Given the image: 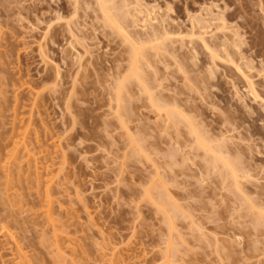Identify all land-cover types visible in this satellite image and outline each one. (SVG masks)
I'll use <instances>...</instances> for the list:
<instances>
[{
  "label": "rangeland",
  "instance_id": "1",
  "mask_svg": "<svg viewBox=\"0 0 264 264\" xmlns=\"http://www.w3.org/2000/svg\"><path fill=\"white\" fill-rule=\"evenodd\" d=\"M75 1L0 0V264H264V105L191 36L212 12L200 31L213 47L235 40V62L254 65L262 91L263 0H142L147 13L124 24L149 44L140 64L155 96L136 79L119 95L132 44L105 27L95 0ZM188 120L242 158H230L244 169L240 188L212 167Z\"/></svg>",
  "mask_w": 264,
  "mask_h": 264
},
{
  "label": "bare ground",
  "instance_id": "2",
  "mask_svg": "<svg viewBox=\"0 0 264 264\" xmlns=\"http://www.w3.org/2000/svg\"><path fill=\"white\" fill-rule=\"evenodd\" d=\"M77 1V0H76ZM75 1V2H76ZM88 2H90L89 0H87ZM92 1V0H91ZM141 1L142 0H134V1H132V0H124L123 1V4H122V6L121 7H119L118 6V4H117V6H116V3H114V1H112V0H95V2H96V5H97V7H95V8H98V10L101 12V14H102V18H103V21H104V25H105V27H108V28H110L112 31H114L115 33H117L118 35H120V36H122L123 38H124V40H126L127 42H129L130 44H132L131 45V47H132V55L131 54H129L130 55V57L131 58H129V59H131L132 60V62H131V67H130V71H127V72H129V74H128V76H126L125 77V79L124 78H122L123 79V81L117 86L118 87V91H119V95L120 94H122V91L124 90L125 91V85H124V83L125 84H128L130 81L129 80H132V79H136V81H138L139 82V86L141 85H143V90L145 91V92H149L150 93V90L151 89H149L148 88V86L146 85V82H147V80L145 81L144 79L145 78H143L144 76L143 75H145V71H143L142 72V67H141V64H140V61L141 60H143V61H145L144 59H142V56L146 53L145 52V50H147V49H145L144 51H143V49L146 47V45H149V44H145V47L142 45V47H144V48H141L140 46L141 45H139V46H137L138 44H141V43H137L136 44V40L134 41V36H133V34L128 30V28H127V26H125V24H124V22H125V20H129V19H127V18H130L129 17V15H135V14H142V13H147V11L148 10H144V8H146V7H144V5L143 4H141ZM94 2V3H95ZM148 2V1H147ZM263 2V4H264V0L263 1H261V3ZM79 3V2H78ZM84 3V2H83ZM76 4H77V2H76ZM75 4V7L77 6ZM86 4H87V2H86ZM90 4V3H89ZM89 4H87V5H85V6H89ZM120 4V3H119ZM134 4V5H133ZM145 4V3H144ZM260 4V3H259ZM262 4V5H263ZM143 5V6H142ZM214 5V4H213ZM261 5V4H260ZM94 6V5H93ZM215 6H217V5H215ZM264 6V5H263ZM144 7V8H143ZM208 7V6H207ZM211 7V6H210ZM226 7V6H225ZM91 8V7H90ZM261 8V7H260ZM263 8V7H262ZM87 9H89V8H87ZM149 9H150V7H149ZM208 9L209 10H211L210 8H207L206 10L208 11ZM116 10H119V11H116ZM132 10H133V14H132ZM218 10H220V9H218ZM264 10V9H263ZM77 9H76V11H75V13L74 14H77ZM146 11V12H145ZM201 11V10H200ZM256 11V10H255ZM152 12V11H151ZM210 11H208V14H210L209 16L210 17H204V16H197L196 17V21H193V22H195L194 24H193V29H194V31H193V33L191 34V36H197L196 38L197 39H199V41L201 42V44L203 45V47L209 52V55H210V59H211V61H212V64L215 66V67H217L218 66V64H219V62H222V63H224V64H226L227 66H235L234 68H236L235 69V71L237 70V75L239 74L240 76V78L239 77H237V79L236 80H238V78L240 79L239 81H243V83L244 84H242L241 82H239V84H242V85H245V87H246V89H247V91H248V93L250 94V95H248V96H251V98L253 99L254 98V100H259V101H261L262 102V104L264 105V95H263V92H264V90H262V91H260L257 87V81L255 82L254 81V78H255V75H253V72H252V70L255 68L254 67V65H252V63L250 62V63H244L243 65L242 64H240V62H241V60H240V62L237 64L236 62H235V59H234V57H233V52H235L236 50L237 51H239V47H241L240 45H238L237 44V42H235V40H234V43L232 44V46L231 47H229L228 45H226V44H224V45H217L216 43H215V45H214V47L209 43V41L207 40V38L205 37V33L204 32H202V31H200V30H202V29H204V28H206L205 27V25H206V23L208 24V22L209 23H211L212 21H215V19L213 18V19H211L212 18V16H214L215 17V15L212 13V12H210ZM59 13V12H58ZM56 14H57V11H56ZM150 13L148 12V14H147V19H149V21L150 22H153V21H151V20H153V19H151V17H149L150 15H149ZM198 14V13H197ZM207 14V15H208ZM218 14H220V13H218ZM224 14V13H223ZM57 15H59V14H57ZM61 15H62V13H61ZM87 15V14H86ZM89 15V14H88ZM166 15V14H165ZM212 15V16H211ZM63 16V15H62ZM141 17H142V15H140ZM194 16H196V15H194ZM97 17V16H96ZM132 17H135V16H132ZM217 17H219V16H217ZM70 19H71V17H69ZM87 18V17H86ZM145 18V17H144ZM153 18V17H152ZM168 18V17H167ZM209 18V19H208ZM216 18V17H215ZM61 19V17L59 16V20ZM65 19V18H64ZM136 19V18H135ZM151 19V20H150ZM160 19V18H159ZM223 20L221 21V24H219V25H217V29L219 30V28H220V30L221 29H227L228 28V26H227V22H226V20H224V18H222ZM68 20V19H67ZM72 20V19H71ZM88 20V19H87ZM133 20V19H132ZM144 20V19H143ZM158 20V19H157ZM219 20H221V18H219ZM95 21H96V19H95ZM137 21V20H136ZM190 21H191V19H190ZM71 22V21H70ZM126 22H128V21H126ZM134 22V21H133ZM139 22H142V21H139ZM139 22H137L136 24H138ZM144 22V21H143ZM149 22V23H150ZM156 22V21H155ZM59 23V22H58ZM61 23H62V21H61ZM65 23V22H64ZM76 23V22H75ZM99 23V22H98ZM147 23H148V21H147ZM154 23V22H153ZM131 24V23H130ZM154 24H156V23H154ZM159 24V23H158ZM215 24V23H214ZM216 24H218V23H216ZM229 24V23H228ZM58 25H60V24H58ZM57 25V26H58ZM72 25V24H71ZM87 25H89V24H87ZM91 25V24H90ZM126 25H128V24H126ZM135 25V24H134ZM151 25V24H150ZM153 25V24H152ZM53 26V25H52ZM149 26V25H148ZM67 27H68V30L70 31V33H72L73 34V29L70 27V23H68L67 24ZM67 27H66V29H67ZM85 27V26H84ZM133 27V26H132ZM140 27V26H139ZM152 27H154V26H152ZM156 27V26H155ZM215 27V26H214ZM129 28L131 29V27L129 26ZM138 28V27H137ZM158 28V27H157ZM160 28V27H159ZM213 28V27H212ZM51 29V25L50 26H48L47 27V32L49 33V30ZM65 29V28H64ZM63 29V30H64ZM76 29V28H75ZM83 29H85V28H83ZM136 29V28H135ZM140 29V28H139ZM145 29V31L146 30H148L146 27L144 28ZM156 29V28H155ZM197 29V30H196ZM54 30V29H53ZM81 30V29H80ZM79 30V31H80ZM153 30V29H152ZM195 30H196V32H198V33H196L195 32ZM205 30H207V29H205ZM209 30V29H208ZM222 30V31H223ZM231 30V29H230ZM52 31V30H51ZM67 31V30H66ZM68 31V32H69ZM90 31V30H89ZM136 31H138V30H136ZM156 31H159V29L158 30H156ZM190 31V30H189ZM210 31V30H209ZM227 31V30H226ZM81 32H82V30H81ZM80 32V33H81ZM84 32V31H83ZM160 32V31H159ZM159 32H157V33H159ZM186 32V31H185ZM192 32V31H191ZM216 32V31H215ZM218 32H221V31H218ZM225 32V31H224ZM231 32V31H230ZM60 33V30L57 32V34H59ZM69 33V34H70ZM134 33V32H133ZM174 33H175V31H174ZM178 34V33H177ZM188 34V33H187ZM209 34H213V33H209ZM227 35H228V33H226ZM238 34H240V33H238ZM238 34H236V36H238L239 37V35ZM45 35H46V33H45ZM67 35V34H66ZM81 35V34H80ZM106 35V34H105ZM156 35V34H155ZM162 35V34H161ZM169 35V33L167 32V34H166V37H168V39H170V36H168ZM49 36V35H48ZM56 36V35H55ZM74 36V35H73ZM119 36V37H120ZM179 36V35H178ZM185 36V35H184ZM222 36V35H221ZM53 37H54V35H53ZM77 37V36H76ZM145 37V36H144ZM147 37V36H146ZM149 37V36H148ZM157 38H154V39H152V40H154L155 41V43H156V40L155 39H157L158 40V36H156ZM44 38V37H43ZM42 38V39H43ZM47 38V37H46ZM49 38V37H48ZM75 38V37H74ZM84 38V37H83ZM176 38V37H175ZM180 38H182V37H180ZM180 38H178V39H180ZM223 38V37H222ZM89 39V38H88ZM92 39V38H91ZM140 39V38H139ZM151 39V38H150ZM177 39V40H178ZM223 39H226L227 41H229L230 40V38L229 37H225V38H223ZM223 39H221V40H223ZM236 39V38H235ZM239 39V38H238ZM46 40H48V39H46ZM69 40H72L71 38L69 39ZM68 40V41H69ZM93 40V39H92ZM143 40V39H142ZM141 40V41H142ZM151 40V43H152V45H154L153 43V41ZM160 40H162V39H159V43H157L156 45L157 46H159V45H163V43L164 42H166L165 40H167V38H164L163 39V42L161 41L160 42ZM183 40V39H182ZM193 40V39H192ZM84 41V40H83ZM86 41V40H85ZM90 41V40H89ZM148 41H150L149 39H148ZM148 41H145V43L146 42H148ZM180 41V40H179ZM190 41H191V39H190ZM198 41V42H199ZM218 40H216V42H217ZM70 42V41H69ZM68 42V43H69ZM73 42V41H72ZM72 42H70V45H73L74 46V44H71ZM112 42V41H111ZM127 42H125V43H127ZM195 42V41H194ZM78 44H79V42H77ZM86 43V42H85ZM84 43V44H85ZM92 43V42H91ZM161 43V44H160ZM167 43V42H166ZM191 43H192V41H191ZM214 43V42H213ZM227 43H229V42H227ZM242 43V42H241ZM240 43V44H241ZM124 44V43H123ZM142 44H144V43H142ZM151 45V44H150ZM155 45V46H156ZM183 45V44H182ZM68 46V45H67ZM72 46V47H73ZM155 46H153L154 48H155ZM166 46V45H165ZM219 46H220V49L222 50V51H219ZM43 46L41 45V48H42ZM45 47H46V45H45ZM77 47V46H76ZM191 47H192V45H191ZM47 48V47H46ZM81 48V47H80ZM91 48V47H90ZM149 48H151V47H149ZM161 48V47H160ZM160 48L158 49L157 48V50H160ZM163 48H165L164 47V45L162 46V49ZM42 49H44V48H42ZM156 49V48H155ZM169 49V48H168ZM167 49V50H168ZM179 49V48H178ZM48 50V49H47ZM163 50H166V49H163ZM43 51V50H42ZM46 51V50H45ZM72 51V50H71ZM80 51V50H79ZM90 51H92V50H90ZM174 51H176V50H174ZM236 51V52H237ZM241 51V50H240ZM88 51H86V53H87ZM149 52V51H148ZM170 52H172V51H170ZM178 52V51H177ZM194 52H195V50H194ZM235 52V53H236ZM77 53V52H76ZM86 53H85V55H86ZM128 53V52H127ZM155 53V52H154ZM153 53V54H154ZM160 53H161V51H160ZM166 53H169L168 51H166ZM180 53V52H179ZM91 54V53H90ZM156 54V53H155ZM162 55H163V53H161ZM170 55H172L173 54V52L172 53H169ZM169 54H166V55H169ZM178 54V53H177ZM192 54H195V53H192ZM191 54V55H192ZM78 55H83V54H79L78 53ZM157 55V54H156ZM176 55V54H175ZM175 55H173L174 57H175ZM178 55H180V54H178ZM48 56V55H47ZM46 56V57H47ZM153 56H155V55H153ZM195 56V55H194ZM198 56V55H197ZM237 56H239V53H238V55ZM44 57H45V53H44ZM76 57V56H75ZM85 57V56H84ZM144 57H145V55H144ZM152 57V56H151ZM157 57V56H156ZM164 56H162V58H163ZM181 58H182V56H180ZM48 58V57H47ZM80 58V57H79ZM83 58V57H82ZM81 58V60H83ZM120 58V57H119ZM157 58H159L160 59V57L158 56ZM243 57H241V59H242ZM70 59V58H69ZM78 59V58H77ZM122 59V58H121ZM169 59V58H168ZM178 58H176L175 60H177ZM246 59V58H245ZM249 59V58H248ZM166 60V59H165ZM164 60V61H165ZM130 61V60H129ZM146 61H148V59H146ZM182 61V60H181ZM262 61V60H261ZM74 62H76V61H74ZM118 62H120V61H118ZM158 62V61H157ZM160 63V62H159ZM175 63H177V62H175ZM178 63H180V62H178ZM185 63V62H184ZM209 63H211V62H209ZM77 64H79L78 62H77ZM76 64V65H77ZM158 64V63H157ZM181 64V63H180ZM180 64H178V65H180ZM183 64V63H182ZM195 64V63H194ZM263 64V63H262ZM186 65V64H185ZM260 65V64H259ZM116 66V65H115ZM121 66V65H120ZM150 67H152L151 65H149ZM157 66H159V65H157ZM193 66V65H192ZM192 66H190V67H192ZM214 66H212V67H214ZM230 66V67H231ZM60 67V66H59ZM143 67H145V66H143ZM181 67V66H180ZM186 67V66H185ZM224 67V66H223ZM145 68H147V67H145ZM165 68V67H164ZM168 68L170 69V67L168 66ZM178 68V67H177ZM186 68H188L187 70H190V68L189 67H186ZM263 68V67H262ZM55 69V68H54ZM156 69V68H155ZM168 69V71H170ZM195 70V69H194ZM219 70V69H218ZM55 71V70H54ZM60 71V70H59ZM58 71V72H59ZM81 71V70H80ZM157 71H158V69H157ZM258 71H264V69H259ZM79 72V71H78ZM119 72V71H118ZM172 72V71H171ZM183 72V71H182ZM188 72H190V71H188ZM257 72V71H256ZM62 73V72H61ZM60 73V74H61ZM144 73V74H143ZM148 73V72H147ZM155 73H159V72H155ZM174 73V72H173ZM124 74H127V73H124ZM175 74H177V73H175ZM182 74H184V73H182ZM193 74V73H192ZM264 75L263 73H259V78L262 76V75ZM79 75V74H78ZM168 75V74H167ZM203 75V74H202ZM235 75V74H234ZM150 76H151V73H150ZM160 76V75H159ZM186 75H184V77H185ZM60 77V76H59ZM76 77V76H75ZM149 77V76H148ZM155 77H156V75H155ZM166 77V76H165ZM187 77V76H186ZM188 77L190 78V76L188 75ZM225 77V76H224ZM264 77V76H263ZM78 78V77H77ZM158 77H156L155 79H157ZM177 78V77H176ZM196 78L197 77H195L194 78V80H196ZM236 78V77H235ZM55 79V78H54ZM264 79V78H263ZM149 80V79H148ZM166 80V79H165ZM186 80H188V79H186ZM78 81V80H77ZM76 81V82H77ZM158 81V80H157ZM232 81V80H231ZM262 81V80H261ZM113 82V81H112ZM170 82V81H169ZM188 82L190 83V81L188 80ZM237 82V81H236ZM194 83V82H193ZM193 83L192 84H189L188 86H191V85H193ZM233 83V87L235 86L236 88H237V86L236 85H238L237 83H234V82H232ZM153 84V83H152ZM162 84V83H161ZM262 85H263V87H264V83H262ZM156 86H157V84H156ZM174 86V85H173ZM74 87H75V85H74ZM192 87H194V86H192ZM205 87V86H204ZM203 87V88H204ZM127 88V87H126ZM142 88V87H141ZM158 89H159V86L157 87ZM174 88V87H173ZM186 88V87H185ZM205 88H207V87H205ZM236 88H235V90H236ZM239 88V87H238ZM260 88V87H259ZM157 89V90H158ZM196 89H197V87H196ZM211 89V88H210ZM261 89H263V88H261ZM122 90V91H121ZM156 89L154 90V92L156 93V91H157ZM170 90V89H169ZM152 91V90H151ZM192 91V90H191ZM116 92H117V90H116ZM121 92V93H120ZM128 92V91H127ZM140 92V91H139ZM172 92V91H171ZM171 92H169V93H171ZM194 92V91H193ZM196 93H197V91H195ZM238 92V91H237ZM177 93V92H176ZM175 93V94H176ZM198 93H200L199 91H198ZM141 94H142V92H141ZM148 94V93H147ZM151 94V93H150ZM237 94H239V92L237 93ZM119 95H117L118 97H119ZM123 95V94H122ZM120 96V99L122 100L123 98H121V97H123V96ZM149 95V94H148ZM154 96H155V94H153ZM152 94L150 95V96H153ZM127 96V95H126ZM141 96V95H140ZM207 96V95H206ZM253 96V97H252ZM244 97V96H243ZM246 97V96H245ZM127 98V97H126ZM129 98V97H128ZM171 98V97H170ZM237 98H239V97H237ZM132 99V98H131ZM157 99L158 98H155V100L154 101H157ZM242 99V98H241ZM244 99V98H243ZM160 100V99H159ZM128 101V100H127ZM173 101V100H172ZM246 101V100H245ZM258 101V103H260ZM159 102V101H158ZM174 102V101H173ZM121 103V102H120ZM161 104V103H160ZM159 103H157L156 102V105L159 107V108H161V109H163L162 108V106L163 105H160ZM162 104H164V103H162ZM243 104V103H242ZM261 104V103H260ZM122 105H124V104H122ZM133 105V104H132ZM176 105V104H175ZM263 105H261V106H263ZM120 105H118V107H119ZM153 106H155V105H153ZM152 106V107H153ZM171 107V106H170ZM169 107V108H170ZM122 108V107H121ZM154 108H156V107H154ZM178 108V107H177ZM176 108V109H177ZM264 108V107H263ZM118 110H121V109H118ZM160 110V109H159ZM180 110V109H179ZM123 111V110H122ZM132 112V111H131ZM130 112V113H131ZM182 112H184V111H182L181 110V112L180 113H182ZM120 113V112H119ZM175 113H176V116L179 118L180 117V119L179 120H181L182 119V114H177V112L176 111H170V112H168V114H169V116L168 117H170L168 120H172V119H174V118H177V117H175ZM120 115V114H119ZM161 115V114H160ZM159 115V116H160ZM166 115V114H165ZM224 115V114H223ZM122 116V115H121ZM121 116H119V117H121ZM162 116V115H161ZM185 116H186V112H185ZM124 117V116H123ZM130 118V117H129ZM162 118V117H161ZM177 118V119H178ZM121 119V118H120ZM164 119V118H163ZM177 119H174L173 121H175V120H177ZM244 119V118H243ZM167 120V119H166ZM183 120V119H182ZM227 120V119H226ZM123 121V120H122ZM240 122V121H239ZM122 123V122H121ZM164 123H166V122H164ZM177 123H179V122H177ZM228 123V122H227ZM123 124V123H122ZM188 126H190V128H191V133L193 134V136L195 135V137H196V142H197V144H198V146H199V148H201V149H203L204 151H205V153L206 154H211L212 155V159L210 160L211 162H212V167L214 168V169H218L219 171V174H222L224 177L225 176H230V177H232L233 178V181H234V186L237 188V187H241V185H243L240 181L241 180H239V179H242L243 177H241L240 176V172L242 171V172H244V169L243 170H239L238 169V167H236V165H235V162H232V160H230V158L231 159H233V160H236V159H238L239 157H237L236 158V156L235 157H233L232 155V157H230V158H228V155H230V153H231V151H229V149L226 151V149H224L223 147H224V145H222L221 146V144L220 143H218V145L216 146V145H213L214 143H212L211 142V140H212V138H211V140H210V138H208V136L207 135H201V133H200V130L197 128V125H195L196 126V128H195V126H193V121L191 120H188ZM237 124V123H236ZM124 125H127V124H124ZM123 125V126H124ZM170 125V124H169ZM233 125H234V123H233ZM181 126V125H180ZM231 126V125H230ZM229 126V127H230ZM222 127H224V126H222ZM126 128V127H125ZM165 128V127H164ZM171 128V127H170ZM172 128H174V126L172 127ZM126 129H128V128H126ZM227 131V130H226ZM232 131V130H231ZM179 135V134H178ZM233 135V134H232ZM131 136V135H130ZM133 136V135H132ZM181 136V135H180ZM179 136V137H180ZM205 136H207V137H205ZM228 136H230V135H228ZM234 136V135H233ZM133 137H135V136H133ZM139 137V136H138ZM223 137V136H222ZM214 138V137H213ZM224 138H227V137H224ZM223 138V139H224ZM242 139H243V137H241ZM218 139V138H217ZM173 140V139H172ZM222 140V139H221ZM230 140V139H229ZM232 140V139H231ZM137 141V140H136ZM183 141V140H182ZM215 141V140H214ZM131 142V141H130ZM216 142V141H215ZM223 142V141H222ZM133 143H135V142H133ZM136 145V144H135ZM138 145V144H137ZM140 146V145H139ZM179 146V145H178ZM230 146V145H229ZM251 146V145H250ZM138 147V146H137ZM180 147V146H179ZM187 147H189V146H187ZM142 148V147H141ZM186 148V147H185ZM191 148V147H190ZM135 149V148H134ZM180 149V148H179ZM234 149V148H233ZM168 150H170V149H168ZM134 151V150H133ZM133 151H131V152H133ZM235 151V150H234ZM184 152V151H183ZM236 152V151H235ZM238 152V151H237ZM234 153V152H233ZM239 153V152H238ZM238 153H235V154H237V155H239ZM240 153H242V152H240ZM226 154H228V155H226ZM226 156V157H225ZM186 157V156H185ZM188 158V157H187ZM241 158V157H240ZM239 158V159H240ZM242 159V158H241ZM240 159V160H241ZM186 160V159H185ZM171 162H172V160H171ZM243 163V162H242ZM241 163V164H242ZM252 163V162H251ZM246 164V163H245ZM237 165H239V163L237 164ZM250 165V164H249ZM167 167H169V166H167ZM240 168H242V167H240ZM245 168V167H244ZM247 168V167H246ZM263 168V167H262ZM179 169H181V168H179ZM183 169V168H182ZM171 170V169H170ZM246 170V172L245 173H248L247 172V169H245ZM243 174V173H242ZM244 175V174H243ZM246 175V174H245ZM252 174H250V176H251ZM249 176V175H248ZM247 176V177H248ZM252 177V176H251ZM162 178V177H161ZM175 178H177V177H175ZM226 178V177H225ZM228 179V178H227ZM249 179V178H248ZM160 181V180H159ZM226 181V180H225ZM251 181H253V180H251ZM161 182V181H160ZM226 183V182H225ZM229 183V182H228ZM154 185V184H153ZM158 184L156 183V186H157ZM225 185V184H224ZM245 185H248V184H245L244 183V188L246 187ZM158 186H160V185H158ZM157 186V187H158ZM161 187V186H160ZM158 188V189H161V188ZM153 188V187H152ZM155 188V187H154ZM154 188H153V190H154ZM239 188L237 189V190H239ZM259 188V187H258ZM156 189V188H155ZM158 189H156V190H158ZM163 189V188H162ZM242 189V188H241ZM246 189V188H245ZM148 191H150V189H148ZM263 191V190H262ZM156 192H158L159 193V191H156ZM239 192V191H238ZM242 192V191H241ZM155 193V192H154ZM157 193V195H159ZM247 193V192H246ZM150 194V193H149ZM245 195V194H244ZM260 195H262V194H260ZM158 197V196H157ZM244 197H246V196H244ZM249 198V197H248ZM257 198H259V197H257ZM257 198H255V199H257ZM160 199V198H159ZM247 200H250V199H247ZM263 201H264V199H262ZM254 201H256V200H254ZM258 201V200H257ZM256 201V202H257ZM153 202H154V199H153ZM259 202H261L262 204H264V202H262V201H259ZM154 203H156V202H154ZM174 203V202H173ZM244 203V202H243ZM252 203V202H251ZM175 204V203H174ZM260 204V203H259ZM262 204H260V205H262ZM258 205V204H257ZM252 206H254L253 204H252ZM254 208V207H253ZM157 209H159V208H157ZM163 209V208H162ZM256 209V208H255ZM178 210H180V209H178ZM254 210V209H253ZM175 211V210H174ZM262 211H263V209H262ZM264 213V212H263ZM171 214V213H170ZM259 214H261V213H259ZM167 215H169V214H167ZM260 216H262V217H259V218H261V220L262 219H264V214H261ZM253 217V216H252ZM257 222H258V219H257ZM261 222V221H260ZM262 223V222H261ZM254 224V223H253ZM260 224V223H259ZM258 224V225H259ZM263 225V224H262ZM254 226V225H253ZM260 228V227H259ZM262 230V229H261ZM263 231V230H262ZM217 238V237H216ZM232 248V247H231ZM219 252V251H218ZM229 252V251H228ZM227 253V252H226ZM224 254V255H227V254ZM220 254V253H219Z\"/></svg>",
  "mask_w": 264,
  "mask_h": 264
}]
</instances>
